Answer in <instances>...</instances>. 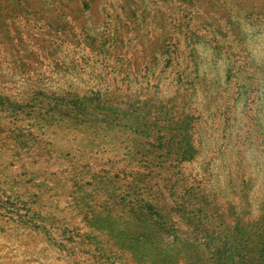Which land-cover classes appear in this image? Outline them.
<instances>
[{
    "label": "rangeland",
    "instance_id": "374dc122",
    "mask_svg": "<svg viewBox=\"0 0 264 264\" xmlns=\"http://www.w3.org/2000/svg\"><path fill=\"white\" fill-rule=\"evenodd\" d=\"M0 264H264V0H0Z\"/></svg>",
    "mask_w": 264,
    "mask_h": 264
}]
</instances>
